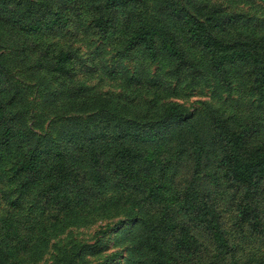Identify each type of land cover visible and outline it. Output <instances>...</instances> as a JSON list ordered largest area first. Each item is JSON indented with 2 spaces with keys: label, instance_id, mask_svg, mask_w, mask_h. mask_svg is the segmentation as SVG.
<instances>
[{
  "label": "rangeland",
  "instance_id": "rangeland-1",
  "mask_svg": "<svg viewBox=\"0 0 264 264\" xmlns=\"http://www.w3.org/2000/svg\"><path fill=\"white\" fill-rule=\"evenodd\" d=\"M162 1L146 0V5L154 14ZM25 3L0 0L6 96L36 137L62 142L72 134L82 142L79 160L94 192L82 201L74 193L45 198L40 182L22 184L25 174L14 168L17 146L0 145V264L148 263L146 223L164 216L176 219L178 232L197 247L194 255L180 253L179 264H264V190L258 196L262 226L255 231L238 221L240 193L219 166L222 150L211 135L209 113H221L232 127L250 126L251 143L264 145V78L253 61L228 63L220 74L212 53L191 38L186 22L167 13L164 19L175 31L183 60L160 44L152 55L143 45H128L133 19L120 15L108 32H100L94 23L100 3L94 0H69L66 26L28 33L15 21L25 14ZM197 6L193 13L202 19L209 15L218 37L264 40V0H197ZM60 51L68 56L66 67L49 73L48 65ZM187 112L191 116L180 128ZM165 123L172 130L162 136ZM145 128L162 138L136 141ZM91 134L106 155L114 153L117 142L130 139L135 149L145 150L149 159L131 164L138 173L137 186L117 183L116 159L105 156L103 168L92 167ZM196 159L218 179L205 183L203 191L219 215L226 250L202 224L178 211ZM98 169L103 170L99 177Z\"/></svg>",
  "mask_w": 264,
  "mask_h": 264
},
{
  "label": "trees",
  "instance_id": "trees-1",
  "mask_svg": "<svg viewBox=\"0 0 264 264\" xmlns=\"http://www.w3.org/2000/svg\"><path fill=\"white\" fill-rule=\"evenodd\" d=\"M69 0H26L25 14L16 15L21 29L28 32H40L56 26L67 25L68 17L65 14L66 3ZM100 3L97 8L98 15L94 18L95 25L100 32H108L116 24V18L120 15L125 20H135L136 25L132 29L128 39V45H143L150 54L157 53L160 44L171 55L183 60L178 47L175 31L168 26L164 19L165 14L175 15L186 22L191 38L200 42L212 53V61L218 72L223 74L228 63L241 60H252L258 73L264 78V40L251 39L244 42L233 38L227 41L213 33L211 18L205 19L193 13L198 10L197 0H163L154 14L146 5V0H94ZM21 3L18 2V4ZM159 8V9H158ZM196 12V11H194ZM9 14H14L11 8ZM55 61L48 65L49 73H60L66 67L68 56L63 51L55 54ZM39 60V59H38ZM42 64V63H41ZM225 74V73H224ZM54 81H59L58 76H53ZM7 72L0 60V145L15 144L18 149V159L14 168L18 173L25 174L22 184L28 186L37 182L42 184L41 193L45 198L58 199L60 196L75 194L82 201L93 192V182L86 175L85 168L80 164V142L69 134L62 142L38 136L23 123L14 107L9 104ZM78 90V88H76ZM211 116L213 140L222 150L220 167L226 170V174L232 186L240 193L238 221L240 224L248 223L252 230H259L262 226V216L258 204V196L264 190V145L251 143L250 126L232 127L224 116L214 109L209 110ZM191 114L187 112L181 119L180 128L187 124L186 118ZM171 123V122H169ZM165 123L167 134L171 132L172 124ZM177 128V126H175ZM142 131L141 137L136 141L154 142L162 137ZM100 134L99 136H105ZM88 158L93 162L92 167L103 168L101 158L108 157L110 161L116 159V168L113 174L117 183L121 186H137L139 177L137 170L131 166L134 161L148 160L145 150L135 149V140L117 142L113 154L106 155L102 149L95 147L94 135H89ZM82 147V146H81ZM76 149V150H75ZM197 158V157H196ZM103 172L98 169L95 176ZM218 182L216 175L206 172L201 167V160L196 159L193 176L186 186L178 211L183 218H188L203 229L224 249L229 248L225 231L221 228L219 215L209 200L208 193L203 191L205 183ZM151 194L156 187L153 186ZM176 219H166V216L156 221H148L144 230L145 241L148 244L149 260L144 264H179V254L194 255L197 251L196 244L191 238L184 237L178 232ZM185 224V223H183ZM260 231V230H259ZM175 252L178 256L175 255ZM151 257V258H150ZM143 264L142 261H140ZM211 264V263H209Z\"/></svg>",
  "mask_w": 264,
  "mask_h": 264
}]
</instances>
